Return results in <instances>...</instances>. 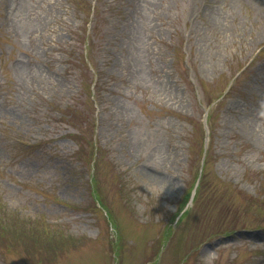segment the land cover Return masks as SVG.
<instances>
[{
	"label": "rangeland",
	"instance_id": "1",
	"mask_svg": "<svg viewBox=\"0 0 264 264\" xmlns=\"http://www.w3.org/2000/svg\"><path fill=\"white\" fill-rule=\"evenodd\" d=\"M0 206V264H264V0H0Z\"/></svg>",
	"mask_w": 264,
	"mask_h": 264
},
{
	"label": "clouds",
	"instance_id": "2",
	"mask_svg": "<svg viewBox=\"0 0 264 264\" xmlns=\"http://www.w3.org/2000/svg\"><path fill=\"white\" fill-rule=\"evenodd\" d=\"M162 189H157L156 192L157 194H159V192L161 191ZM189 199H191V197H189ZM188 207H190V204L186 201L185 202V205L182 207L181 209V214L184 212V211H187Z\"/></svg>",
	"mask_w": 264,
	"mask_h": 264
},
{
	"label": "bare ground",
	"instance_id": "3",
	"mask_svg": "<svg viewBox=\"0 0 264 264\" xmlns=\"http://www.w3.org/2000/svg\"><path fill=\"white\" fill-rule=\"evenodd\" d=\"M254 1H259V0H254Z\"/></svg>",
	"mask_w": 264,
	"mask_h": 264
},
{
	"label": "trees",
	"instance_id": "4",
	"mask_svg": "<svg viewBox=\"0 0 264 264\" xmlns=\"http://www.w3.org/2000/svg\"><path fill=\"white\" fill-rule=\"evenodd\" d=\"M0 207H2V206H0ZM5 226V225H4ZM3 227V226H2Z\"/></svg>",
	"mask_w": 264,
	"mask_h": 264
}]
</instances>
